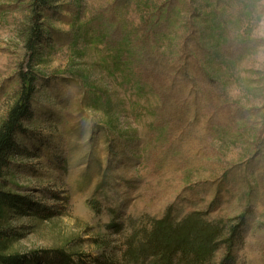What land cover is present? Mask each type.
Returning a JSON list of instances; mask_svg holds the SVG:
<instances>
[{
  "label": "rangeland",
  "instance_id": "rangeland-1",
  "mask_svg": "<svg viewBox=\"0 0 264 264\" xmlns=\"http://www.w3.org/2000/svg\"><path fill=\"white\" fill-rule=\"evenodd\" d=\"M30 71L0 253L137 264L156 224L195 219L202 264H264V0H0V126Z\"/></svg>",
  "mask_w": 264,
  "mask_h": 264
},
{
  "label": "trees",
  "instance_id": "trees-1",
  "mask_svg": "<svg viewBox=\"0 0 264 264\" xmlns=\"http://www.w3.org/2000/svg\"><path fill=\"white\" fill-rule=\"evenodd\" d=\"M49 0H36L38 7H44ZM41 39L40 27L33 28L29 42V49H35L37 41ZM22 91L18 102L10 111L7 120L0 126V212L4 208L18 211L25 206L24 198L6 193L2 185L5 170L10 165L16 145L15 135L22 128L21 123L30 112V102L35 90V76L32 71L20 74ZM216 231L205 228L198 220L191 219L182 226L174 227L169 221L156 224L153 233L138 248L131 252V256L139 264L142 259L154 257V264H174V259L181 254V260L190 259L194 264H202L211 255ZM7 234L0 231V242ZM0 264H26L24 257L6 256L0 253ZM102 264H115V260Z\"/></svg>",
  "mask_w": 264,
  "mask_h": 264
}]
</instances>
